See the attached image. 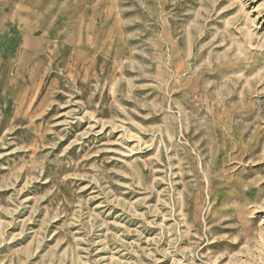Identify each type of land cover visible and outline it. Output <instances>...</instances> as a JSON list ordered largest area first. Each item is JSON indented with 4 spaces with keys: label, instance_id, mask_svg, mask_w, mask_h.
<instances>
[{
    "label": "rangeland",
    "instance_id": "374dc122",
    "mask_svg": "<svg viewBox=\"0 0 264 264\" xmlns=\"http://www.w3.org/2000/svg\"><path fill=\"white\" fill-rule=\"evenodd\" d=\"M0 264H264V0H0Z\"/></svg>",
    "mask_w": 264,
    "mask_h": 264
}]
</instances>
